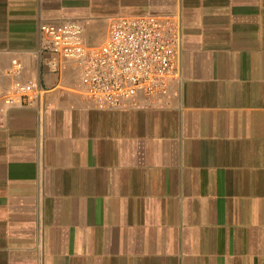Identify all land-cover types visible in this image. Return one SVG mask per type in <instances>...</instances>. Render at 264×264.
Masks as SVG:
<instances>
[{
    "label": "crops",
    "instance_id": "0c3cea01",
    "mask_svg": "<svg viewBox=\"0 0 264 264\" xmlns=\"http://www.w3.org/2000/svg\"><path fill=\"white\" fill-rule=\"evenodd\" d=\"M148 13L181 35L160 105L97 108L44 63L43 21L98 44ZM0 77L40 88L0 120V264H264V0H0Z\"/></svg>",
    "mask_w": 264,
    "mask_h": 264
},
{
    "label": "built area",
    "instance_id": "2783aa9c",
    "mask_svg": "<svg viewBox=\"0 0 264 264\" xmlns=\"http://www.w3.org/2000/svg\"><path fill=\"white\" fill-rule=\"evenodd\" d=\"M41 52L52 57L45 65L53 71L69 60L77 71L74 91L97 108L160 105L169 95L170 83L179 79V26L169 16L121 15L113 18L105 39L92 44L74 19L43 21L39 25ZM12 72L21 69L11 60ZM40 88L35 80L0 77V120L10 108L30 104Z\"/></svg>",
    "mask_w": 264,
    "mask_h": 264
}]
</instances>
